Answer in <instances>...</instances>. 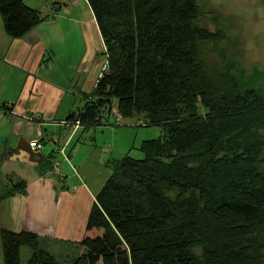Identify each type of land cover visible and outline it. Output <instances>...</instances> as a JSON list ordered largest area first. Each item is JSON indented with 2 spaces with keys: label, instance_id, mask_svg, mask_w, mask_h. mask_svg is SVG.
<instances>
[{
  "label": "trees",
  "instance_id": "obj_1",
  "mask_svg": "<svg viewBox=\"0 0 264 264\" xmlns=\"http://www.w3.org/2000/svg\"><path fill=\"white\" fill-rule=\"evenodd\" d=\"M104 50L93 100L71 115L100 125L117 101L121 118L140 117L163 134L141 158L116 161L95 197L72 264H261L264 234V96L198 62V0H86ZM6 34L23 37L43 19L23 0L0 5ZM110 104V105H109ZM203 109V113L198 112ZM0 183V203L24 194ZM36 236L0 232L3 264H21ZM32 264H56L38 251Z\"/></svg>",
  "mask_w": 264,
  "mask_h": 264
},
{
  "label": "crops",
  "instance_id": "obj_2",
  "mask_svg": "<svg viewBox=\"0 0 264 264\" xmlns=\"http://www.w3.org/2000/svg\"><path fill=\"white\" fill-rule=\"evenodd\" d=\"M23 3L43 20L14 39L0 16V183L23 182L25 193L1 202L0 223L4 218L10 231L81 241L95 197L134 144L131 138L122 146L117 137L131 134L136 118L116 125L107 116L91 128L68 119L93 100L106 67L93 12L86 0ZM33 139L43 145L41 163L16 149Z\"/></svg>",
  "mask_w": 264,
  "mask_h": 264
},
{
  "label": "rangeland",
  "instance_id": "obj_3",
  "mask_svg": "<svg viewBox=\"0 0 264 264\" xmlns=\"http://www.w3.org/2000/svg\"><path fill=\"white\" fill-rule=\"evenodd\" d=\"M198 1V14L193 22V28L201 31L197 54L198 62L203 66L205 73L211 76L229 74L245 88H255L259 95L264 96V0ZM98 57L102 66L101 61L104 59L99 52ZM103 70L100 67V71ZM113 105L116 109V101ZM110 109L112 107L106 105L102 108V113L107 114ZM198 112L202 114L203 109H199ZM135 118V125L129 128L133 132L126 134L127 137L126 135L119 139L117 137L116 141L121 142L123 146L127 144L128 139L134 138V144L127 154L141 158L142 154L138 151L141 143L144 140L158 138L163 131L160 127H142V118ZM119 122L122 123V118ZM3 222L4 218L0 223V232L6 229L3 228L6 226ZM35 236L32 245L21 247V264H32V258L38 251L47 254L56 264H72L75 260L79 249V237L68 241L45 235ZM256 246L260 262L264 264V234L256 238ZM191 256L196 264H203L201 248L198 245L192 247ZM0 264H3L1 243Z\"/></svg>",
  "mask_w": 264,
  "mask_h": 264
},
{
  "label": "built area",
  "instance_id": "obj_4",
  "mask_svg": "<svg viewBox=\"0 0 264 264\" xmlns=\"http://www.w3.org/2000/svg\"><path fill=\"white\" fill-rule=\"evenodd\" d=\"M102 50H104V47ZM107 116L108 117H110V116L114 117L116 124L120 123L119 120L121 119V117L116 110L114 111V110L110 109L109 113H107V114L102 113L101 117H103V119H104ZM73 124L76 126H80L79 121L77 119L73 122ZM28 144H29L30 150L34 153H39L43 148L42 143L38 139H33V140L29 141Z\"/></svg>",
  "mask_w": 264,
  "mask_h": 264
},
{
  "label": "water",
  "instance_id": "obj_5",
  "mask_svg": "<svg viewBox=\"0 0 264 264\" xmlns=\"http://www.w3.org/2000/svg\"><path fill=\"white\" fill-rule=\"evenodd\" d=\"M16 149L26 153L30 162L41 163L43 161L42 155L32 152L26 141H20Z\"/></svg>",
  "mask_w": 264,
  "mask_h": 264
}]
</instances>
